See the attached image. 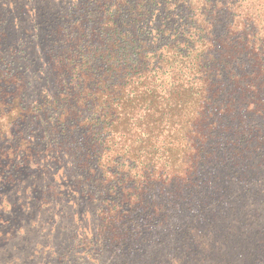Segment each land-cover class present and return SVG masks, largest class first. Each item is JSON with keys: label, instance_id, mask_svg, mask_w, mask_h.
I'll return each instance as SVG.
<instances>
[{"label": "trees", "instance_id": "obj_1", "mask_svg": "<svg viewBox=\"0 0 264 264\" xmlns=\"http://www.w3.org/2000/svg\"><path fill=\"white\" fill-rule=\"evenodd\" d=\"M38 1L18 45L0 36V82L44 84L0 103V123L22 120L14 134L0 125L11 155L55 154L114 209L154 191L157 178L138 176L154 160H185L169 164V190L211 203L238 176L231 160L264 158V0H83L74 16ZM40 46L48 70L26 80Z\"/></svg>", "mask_w": 264, "mask_h": 264}, {"label": "rangeland", "instance_id": "obj_2", "mask_svg": "<svg viewBox=\"0 0 264 264\" xmlns=\"http://www.w3.org/2000/svg\"><path fill=\"white\" fill-rule=\"evenodd\" d=\"M81 1L46 0L48 7L61 6L69 16ZM39 7L38 0H0V36L18 45L24 30L41 21ZM0 46V51L7 50V45ZM42 50L32 48L30 60ZM39 59L26 62L31 66L26 80L38 69L36 64L43 69L34 78L48 70L47 56ZM24 82L2 78L0 103L6 112L24 89L32 101L37 87L44 86L41 80L28 86ZM20 122L0 125L14 134ZM6 143L0 137V264H264V158L231 160L229 167L238 176L211 203L194 196L180 199L169 190V164L181 171L185 160H154L138 173L140 183L151 175L158 179L154 191L124 193L115 199L120 206L115 202L114 209L109 204L113 198L104 192L77 188L75 170L53 160L55 154L29 160L24 150L11 155ZM126 164L131 169V162ZM251 174L253 185L246 179ZM136 196L144 197L142 205Z\"/></svg>", "mask_w": 264, "mask_h": 264}]
</instances>
